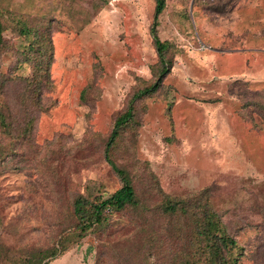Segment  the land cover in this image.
<instances>
[{
	"label": "rangeland",
	"instance_id": "1",
	"mask_svg": "<svg viewBox=\"0 0 264 264\" xmlns=\"http://www.w3.org/2000/svg\"><path fill=\"white\" fill-rule=\"evenodd\" d=\"M104 3L0 0L1 79L17 75L26 18L40 29L50 24L54 82L43 94L48 109L39 114L35 142L26 150L15 145L28 153L25 168L0 176V264L20 263L54 244L57 226L49 223L59 212L44 179L52 167L42 161L48 146L64 159L77 151L78 161L61 164L62 182L72 189L82 191L88 179L106 183L105 195L120 186L104 145L139 80H154L156 1ZM157 33L173 43L174 66L163 89L145 100L137 134L119 141L117 161L130 169L140 195L150 194L151 205L157 185L174 196L213 187L214 205L230 209L225 218L245 247L240 264H264V0H165ZM31 71L29 62L18 70ZM232 83L236 93L248 94L231 93ZM6 86L0 90L15 100L19 82ZM102 235L93 232L45 261L97 264L100 251L107 254L103 264L156 263L153 241L119 250V236L110 237L115 248Z\"/></svg>",
	"mask_w": 264,
	"mask_h": 264
},
{
	"label": "trees",
	"instance_id": "2",
	"mask_svg": "<svg viewBox=\"0 0 264 264\" xmlns=\"http://www.w3.org/2000/svg\"><path fill=\"white\" fill-rule=\"evenodd\" d=\"M155 1V21L151 32L158 60L152 65L154 80H139L126 106L117 113L114 127L104 145L105 158L118 177L120 186L113 193L105 195L106 183L88 179L82 184V191L72 189L70 182H62L61 164L68 163L66 159L69 162L78 161L77 151L65 153L64 159L61 153L57 151L55 154V149L48 146L42 161L51 162L52 166L44 179L53 206L58 208L55 214L59 212V216L49 223L57 226V234L51 247L34 250L27 259L20 263L15 261V264H49L46 259L64 254L74 243L93 232L102 233L100 240L108 244L113 240L111 236H119L123 244L121 247L116 246V241L111 242L119 250H125L124 245L133 247L136 240L141 244L146 239L153 241L156 245L154 253L157 255L155 264H240L245 247L233 233L235 225L225 218L230 209L224 211L214 205L213 187L174 196L165 193L157 185V200L152 201L154 204L151 205L150 194L140 195L130 169L117 161L115 149L119 141L125 133L131 136L137 134L141 126L140 115L147 110L145 100L163 89L164 80L174 66L171 51L173 43L162 40L157 33L165 0ZM22 21L18 38L22 40L24 49L19 51L21 53L14 68L17 75L0 77L1 89L7 87L14 78L20 84L15 100L0 90V176L6 171L25 168L24 157L28 153L24 152L35 142L39 114L48 109L43 103V94L45 90L52 89L54 84L50 72L53 58L50 24H43L40 29L39 26L33 27L26 18ZM3 31L0 20V39ZM24 62L31 65L29 75L18 72ZM234 84L231 85V93L237 97L248 94L236 93ZM17 143L25 146L23 152L15 151ZM15 155L19 156L18 159H15ZM61 210L65 212L60 213ZM104 257L107 258V254L103 255L99 251L97 264H103Z\"/></svg>",
	"mask_w": 264,
	"mask_h": 264
}]
</instances>
